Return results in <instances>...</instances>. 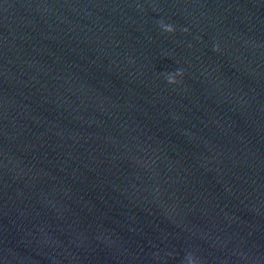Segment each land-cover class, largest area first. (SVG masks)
I'll return each mask as SVG.
<instances>
[{"label":"water","instance_id":"95a60500","mask_svg":"<svg viewBox=\"0 0 264 264\" xmlns=\"http://www.w3.org/2000/svg\"><path fill=\"white\" fill-rule=\"evenodd\" d=\"M264 264V0H0V264Z\"/></svg>","mask_w":264,"mask_h":264},{"label":"clouds","instance_id":"9594fccd","mask_svg":"<svg viewBox=\"0 0 264 264\" xmlns=\"http://www.w3.org/2000/svg\"><path fill=\"white\" fill-rule=\"evenodd\" d=\"M190 264H191V261H190Z\"/></svg>","mask_w":264,"mask_h":264}]
</instances>
